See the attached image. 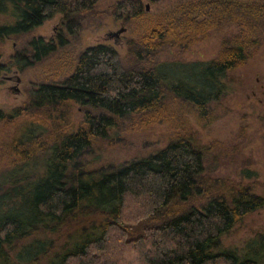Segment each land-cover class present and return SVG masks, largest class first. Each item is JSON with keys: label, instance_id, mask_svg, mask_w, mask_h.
<instances>
[{"label": "trees", "instance_id": "obj_1", "mask_svg": "<svg viewBox=\"0 0 264 264\" xmlns=\"http://www.w3.org/2000/svg\"><path fill=\"white\" fill-rule=\"evenodd\" d=\"M98 1L0 0V42L62 15L55 37L32 36L8 68L23 71L67 44L84 21L100 19ZM181 11L128 40L125 59L111 44L90 45L62 81L39 82L22 104L0 106V123L14 125L0 146V264H264V231L241 248L221 242L264 206V188L204 176L210 145L194 133L113 167L91 170L83 159L123 119H161L167 100L188 106L202 124L214 119L226 75L259 45L264 0H193ZM114 12L127 22L144 14L143 3L117 0ZM226 16L240 29L216 57L159 58ZM5 68L0 62V74ZM76 106L84 110L78 125ZM189 200L197 203L184 208Z\"/></svg>", "mask_w": 264, "mask_h": 264}, {"label": "rangeland", "instance_id": "obj_2", "mask_svg": "<svg viewBox=\"0 0 264 264\" xmlns=\"http://www.w3.org/2000/svg\"><path fill=\"white\" fill-rule=\"evenodd\" d=\"M116 1L99 0L96 9L102 13L100 19L88 18L76 36H68L67 44L59 46L44 60L23 71L14 66L8 68L10 55L34 35L55 37L61 28L62 15L57 13L29 34L0 42V62L7 65L0 74V106L22 104L27 97V89L39 82L62 81L71 72L79 53L90 45L111 44L125 59L128 40L140 39L148 27L155 21L162 20L171 11L181 15V4L193 0H141L144 14L127 22H123L116 15L117 12H114ZM4 19L5 16L0 15V21ZM121 26L126 29L121 32L117 41L116 37L107 34ZM239 29L240 26L226 16L207 35L198 34L194 42L165 51L159 58L181 61L211 59L221 51L222 42L238 34ZM259 35V45L251 48L250 57L226 75L225 82L229 89L219 102L213 104L212 122L202 124L188 106L175 100H167L162 118L158 121L145 125L139 123L140 118L135 116L123 119L119 127L109 128V136L99 140L93 149L84 153L87 168L99 170L113 167L120 162L150 154L180 133L188 132L194 133L201 142L210 145L204 176L212 180L243 181L261 192L264 188V31ZM190 37L189 35L188 38ZM17 76L20 81H17ZM83 115L84 110L76 106L73 116L75 125H78ZM13 132V124L0 123V146L11 138ZM246 169L251 170L250 175ZM190 203L197 201L189 200L181 205L186 208ZM262 231L264 206L237 223L222 236L221 242L227 247L241 248L247 240Z\"/></svg>", "mask_w": 264, "mask_h": 264}, {"label": "water", "instance_id": "obj_3", "mask_svg": "<svg viewBox=\"0 0 264 264\" xmlns=\"http://www.w3.org/2000/svg\"><path fill=\"white\" fill-rule=\"evenodd\" d=\"M125 29H126L125 26H121L119 29H117V30H112V31L108 32L107 34H108L109 36H114V37H116L115 40L117 41V40L119 39V37H120L121 32L124 31ZM17 81H20V77H19V76H17Z\"/></svg>", "mask_w": 264, "mask_h": 264}]
</instances>
